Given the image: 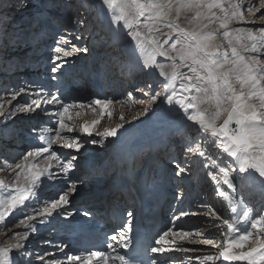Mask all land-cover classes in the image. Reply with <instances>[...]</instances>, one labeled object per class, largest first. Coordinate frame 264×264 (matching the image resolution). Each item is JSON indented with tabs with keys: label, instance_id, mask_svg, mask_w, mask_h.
<instances>
[{
	"label": "bare ground",
	"instance_id": "6f19581e",
	"mask_svg": "<svg viewBox=\"0 0 264 264\" xmlns=\"http://www.w3.org/2000/svg\"><path fill=\"white\" fill-rule=\"evenodd\" d=\"M84 1L86 2L81 4L78 0H58L59 6L57 7V11L62 10L63 21L61 20L62 18L51 14H46L47 16H44V14L40 11L38 13L36 11H31L30 13L33 15H31V18H28L27 20L33 25H31V27L27 25L21 30L19 29L21 32L19 31L20 34L17 36L18 38L13 35V32H10L9 39L7 38L9 33H7L6 37L4 36L7 31V27L4 22L3 25H5L6 29L4 28L0 30V54H5L7 52L13 55L25 56L24 58L21 56L13 59H9L10 57H8L5 61H0V106L1 101L3 102L4 99L7 100L5 103L8 106L7 110H5V115L0 120V162H6L7 160L11 161L8 165H5L9 168V171H6L7 167H5V170L0 173V180H3L6 184H8L9 189H11L12 185L16 182V172L20 171V169L16 168L17 164L29 163L35 164L38 167H44L46 164V161L42 156L36 158L35 160L30 159L27 162H25L23 158L16 164L12 165V162L22 154L23 150H29L38 145H42V141L39 138L42 128H54L56 126L58 117L53 116L52 112L59 107L58 105H42L41 108L44 110L38 109L39 116L32 118V111L25 112L16 110L19 107L29 104L32 99L38 98V92L43 91V93L49 94L50 89H53L54 91H52L51 94L58 93L64 98L66 103L75 105V107L70 109L68 113L70 119L66 120L67 123L74 126V131L63 134L71 138H79L81 143V149L79 152H76L74 149L63 148L59 144H54L52 146V149L57 151L61 157L70 159L71 156L76 155L78 157V163L77 161L73 162V168L67 175H65L62 172H59L58 166L55 162H53L52 170L58 172L60 179L47 181L44 186H51L52 192L50 194L51 196H55L59 192L58 190L62 186V182L65 185L68 183L71 184L72 182L76 183L77 190L75 194H70V203L65 206V210L71 212L73 216L71 215L70 217L65 218L63 215H54L50 218V222L44 224L38 223L40 219L38 217L37 221L30 222L36 228L35 232H32L31 229H26L24 225H21L20 223L11 228L0 225V246L15 244L17 241L14 234L17 232H29L27 239L25 241H21L24 247L12 248L9 253L10 257L14 261V264H33L36 260H38L37 264H44V261L49 259L57 260L61 262V264H68L66 258L67 256L86 255L89 253L88 251L81 250L80 248H87V250L89 248L95 249L96 244H93L92 242L94 238L97 239L98 242H103L102 239L105 237L109 225H111L110 229H113L119 223L113 221V223L110 224L111 218L108 217V213L107 215L105 214V208L113 204H117L121 207H128V217V213H132V210L135 209L136 206L135 203L126 198L123 188L117 181V179L120 178L119 171L122 163H126L130 159L137 167L144 157H147L149 154H153V161L155 164V180L152 181V189L155 191L153 213L157 216V230L149 237L151 247L159 246L156 245L155 242L160 238L158 236H161L164 233L163 231V233L159 234L164 226V223H162L158 218L160 212L164 211L167 205L164 191H156L157 187L163 186L168 189L171 188L172 190L180 189L182 193L189 189L191 183L189 180L180 181V177L178 179L175 177L176 180L172 182L168 180H166V182H161L159 180L161 175L166 174L168 170H170L165 167L166 165L170 167V165H168L169 163H166L165 160L167 156L174 153V151L171 150L175 147V141L180 142V140L187 134L195 136L199 131L205 136V139L203 138V141H205L204 144L202 143L203 141H198V146L202 151H204L205 155L201 156L198 151L194 152L193 164L189 168L186 167L191 171L189 176L194 174L195 170H197L196 173H198V175H196V179H199L200 176L203 175V172H206L207 174L209 171L218 173V169L212 168L211 159H215L217 162L219 161L218 164H220L222 160L233 162L232 157H229L227 153L223 152V149L218 142V138L212 137L210 134L203 133L200 130L199 125L187 120V116L178 105L170 106L167 104L166 97L170 94V92L166 93L164 91L165 84L168 83L167 78L160 75L158 67H153L152 69L143 68V59L141 54L136 48L135 41L127 35L128 29L124 28L123 22L115 24V28H118L115 35L117 39L120 38L117 43H115L117 39H114V41H112L113 45L109 44L103 49L97 45L94 46V49L97 50L96 57L89 64L88 70H90V72L86 73L85 67H87L89 59L86 56H88V52L90 50H93L90 44L94 40V36L88 35L86 26L89 25L92 27L95 34H98L102 28L99 25L102 20L106 19L113 23V12L115 10L109 9L108 6L103 3V0ZM26 2L27 0H25V3ZM25 7L28 11L31 9L28 5H25ZM38 8L39 6H36V10H38ZM4 9H6L4 13H7L8 8L6 5L2 7V10ZM17 12L20 11L16 10V13ZM19 14L22 15L21 12ZM191 15L192 13H182L180 20L177 21V23H179L182 27L191 28L192 25L189 24L185 18L186 16L190 17ZM27 16L28 14L21 16L20 20ZM73 18L74 20L72 21ZM79 20H83L84 23L79 24ZM34 23H40L41 31H38L40 33L39 35H36V33L33 34V29L35 27ZM41 25H43V27ZM211 27L212 26H210V29L208 30H211ZM215 27L217 30H220L218 25ZM162 31L167 32L168 29H162ZM45 34L49 35L53 39L52 43L49 44V49L52 50H49V52L46 51V54L42 59V57H40L41 54L36 53L42 46L39 44V41H42L40 36L43 35V37H45ZM78 35L82 37L79 40L76 39ZM61 36L66 37L68 41L66 44L62 45L65 50L69 49L73 51L74 48L83 49L86 47L88 51H73V54L69 57H63L62 53L57 54L55 52V47L57 46V41ZM101 36L104 37V34L100 33V38ZM158 38L161 41L166 39L165 36L160 34H158ZM101 39L104 41V38ZM165 47H167V45H165ZM224 47H227L226 42H224ZM17 50H19V53H16ZM28 55H31V57L29 60H26ZM57 55H60V60L55 59ZM33 56L35 57L34 61H32ZM114 56L119 57L122 63L120 61L119 64L118 62L117 64H114V67L104 68L103 64L105 59L113 58ZM157 62L158 64H169L172 61L165 57H157ZM176 63H179L178 58ZM57 64L60 65V68L56 73H53L52 68ZM123 65L129 72L123 73ZM98 67L102 70L99 76L98 74L96 75V72L94 73ZM180 71L188 73L187 68L182 67ZM53 76H55L56 79H53ZM53 80H58L60 82L58 87H53L47 83ZM120 80L123 82H120ZM179 85L180 81L177 80L176 88L178 91ZM93 86H96L97 89ZM133 87L138 88L134 90ZM84 88L85 91H82ZM21 89H24V91H21ZM156 90V101L152 102L151 92L153 91L154 94ZM5 93H9L10 95L4 96ZM15 93H19V95H16L15 99H13V95ZM129 93H131V95H129ZM124 95L126 96L125 98L122 97ZM94 99H107L111 101L108 105V111L111 112V116L107 114L101 116L98 106L96 107V110L93 111V108L89 107V105H91V102ZM80 105H84V107H80ZM145 108H148V112L142 116L138 115V113L142 112ZM170 108L173 110L170 111ZM213 108L214 107H210L209 111H214ZM191 111L192 110L189 109V113ZM2 113L3 110L1 108L0 117ZM121 116H123V119H121ZM133 117H136V119H133ZM79 121H88L89 125H91L93 121H99L100 123L93 127L91 136H88L86 133L82 136V134H80L82 125L78 124ZM117 124H122L123 127L118 130V135L116 137L103 138L97 135L98 132H103L105 128H114ZM88 139H95L97 141L93 148L83 146ZM208 146H210L212 153L208 150ZM106 154L109 157L107 160L108 164H110L113 167L112 169L115 170V174L112 179L100 177V172H104L102 170L103 165L100 166V163L105 160ZM142 156L143 158H141ZM205 164L208 165L207 168H205ZM234 171H237L238 174H240L238 168ZM252 174L255 176V180L250 181V185L246 191L248 195H246L247 193L244 195L254 196L257 194L258 202L262 203L264 202V184H261L260 181L264 178L259 177L258 173L253 172ZM22 178L23 177H21V179ZM208 179L212 180L210 178ZM82 182L86 183L80 184ZM87 183H90V185ZM195 184H199L198 181H196ZM222 185L227 188V185L223 183ZM84 187L85 190L83 191ZM63 189L64 188H62V190ZM7 191L8 189H0V194H7ZM199 191H201V189H199ZM231 191L234 192L232 189ZM85 192L87 195L94 194L95 197L96 195H99V198L96 199L98 201H93L94 203L92 205L84 208L91 209L89 215L84 214L83 211L78 216H74L77 201L82 199L80 197L84 196ZM50 198L51 197L47 199L50 201ZM191 198V196H188V198L182 197L179 201V203L181 202L179 209L185 211L188 207H192L197 214L185 217L182 221H178L176 226H182L186 230L191 227L201 228L200 231L203 233V237L212 238L214 239V242L219 243L221 247H223V241L227 238L225 235L227 233V227L225 226V228L223 226L222 232L224 234H221V230L209 228V222L220 224L224 218L231 220L238 215L242 216L244 209H247L243 203L242 197L237 195L236 201L242 203L237 205L236 213H233L230 208L229 214L225 213L226 211L223 210L221 206L219 207L216 202L211 204V201L202 198V196L200 198V195L194 194V197L192 199ZM44 200H46V198H43L42 200L39 199V202L33 200L35 207H37L39 203L45 205V203H43L45 202ZM201 205H210L217 212V214L221 216V221L216 222L213 218L211 219L205 217L202 213L207 209L201 208ZM225 205L227 206V209H229L227 201H225ZM43 208L44 207L42 206L39 209L37 208V210L42 211ZM129 208L131 209L129 210ZM176 208L178 209V207ZM17 212L19 214H15ZM26 213L31 214V209L23 212L14 210V214H10L6 219L9 223H11L13 220L18 219V217H23L24 219ZM175 215L176 211L172 213V217ZM194 216H197V221L192 223L191 221L187 222V218H192ZM92 217H94V222L90 223L92 221L91 220L88 223V219L90 220ZM175 217H173L172 221H174ZM96 220L97 222H95ZM61 223L71 226V231H62L59 229V225ZM105 223H107L106 226ZM248 223L251 224V219L247 223L241 222L240 227L246 228ZM82 227H92L94 229L91 233H84ZM171 227H173V223ZM78 229H80L79 232H77ZM250 231H252L253 236L247 242V247H244L243 249H229V252H238L241 250L248 251L249 245H252V240L255 239L257 234H259L256 229L250 228ZM131 235L132 230L129 233V239L131 238ZM9 238H11V240ZM37 238L44 239L43 241H39V243L34 244L36 247L41 248L38 251H40L39 254H41L43 260L40 258L38 259V253H35L36 258L34 261L32 262L29 257V261H27V255L32 247H28L25 242L28 240L27 243L29 242V244H33ZM197 238L194 239L193 236V242L180 241L178 237L176 238L180 246L190 249H198L196 251H176L174 250L176 247L175 244L164 245L166 248L170 247L173 250L166 251L163 254L152 253L151 249H149L148 255L146 256L148 258L147 264H152L153 259H155L156 264H201V261L195 259L196 257H201L206 254L215 255L220 251V248H215L212 245L211 249H213L210 250V246L195 242L198 240ZM166 239L171 241L172 237L169 236ZM72 240H74L75 243H72ZM131 242L133 241L131 240ZM113 244L115 245L116 242ZM38 248H35L34 250L37 251ZM15 251H17L16 254ZM117 251L120 252V254L125 253V249L123 248L117 247ZM42 252L45 253L42 254ZM113 255H115V253H113ZM220 260H222V258ZM220 260L216 261L215 264H217ZM232 263L246 264V261H232ZM93 264H96L95 258L93 259ZM109 264H111V261ZM209 264H211V262H209Z\"/></svg>",
	"mask_w": 264,
	"mask_h": 264
},
{
	"label": "snow or ice",
	"instance_id": "6c2138e0",
	"mask_svg": "<svg viewBox=\"0 0 264 264\" xmlns=\"http://www.w3.org/2000/svg\"><path fill=\"white\" fill-rule=\"evenodd\" d=\"M103 3L109 9H114L113 23L123 22L124 28L128 29L127 35L135 41L136 48L139 50L143 59V68L152 69L158 67L160 75L166 77L168 83L165 84L164 91L170 92L166 97L168 105H178L187 116V120L199 125L200 130L205 134L218 138L223 152L232 157L233 162L222 160L220 164L215 159H211V166L218 169V173L209 171L208 176L216 182L219 195L228 203L233 213L237 212V205L242 203L236 201L228 192L220 190L221 181L227 185L228 189L235 191L233 180L230 178V172L238 168L240 174L237 179L241 184L255 180L252 174L258 173L259 177L264 178V60L260 59V54H264V27L254 30L253 28H230L233 23H254L246 19L244 13L247 11L249 16L256 17L259 8L249 6L245 8L244 0H103ZM261 8H264V0H260ZM214 10H218L214 11ZM182 13H192L190 17L186 16L191 28L182 27L177 21L180 20ZM144 18L143 21L141 18ZM264 21V15L258 17ZM83 24V20L78 21ZM218 25L219 32L215 27ZM211 30H208L210 29ZM162 29H168L163 32ZM158 34L166 37L163 41L158 38ZM220 37L223 39L221 40ZM77 36L76 39H81ZM244 41H247L245 43ZM68 41L66 37L61 36L57 41L55 52L62 53L63 57H69L73 51H84L88 49L74 48L73 51L65 50L62 45ZM227 43V48L224 47ZM167 45V47H165ZM245 53H248L245 55ZM256 54V55H253ZM157 57H165L172 61L169 64H158ZM60 55L55 57L60 60ZM177 58L179 63H176ZM187 68L188 73L181 72V68ZM60 65L52 68L56 73ZM53 79H56L53 76ZM177 80L180 81L179 91L176 88ZM24 91V89H21ZM147 94V93H145ZM15 93L13 99H15ZM131 95V93H129ZM38 98L16 110L30 112L35 109H41L42 105H58L59 107L52 112V115L58 117L56 126L41 129L40 140L42 145H38L24 156V161L42 157L46 161L44 167H38L35 164L21 163L16 168V182L9 189V185L0 180V189H8L7 194H0V225L7 227L9 221L6 219L14 210L21 212L31 209L34 214H25L24 219L19 223L26 229L36 231L32 221L44 224L50 222L54 215H63L65 218L72 215L65 210V206L70 203V194H75L77 185L72 182L65 190H62L58 198L53 196L49 200L46 198L45 207L42 211L32 209L31 201L39 202L40 193L47 181L60 179L58 172L53 171V162L58 166L59 172L67 175L73 168V162L78 159L76 155L71 158L61 157L57 151L52 149L54 144H59L63 148L74 149L79 152L81 143L79 138H71L63 133H71L74 126L66 122L70 119L68 113L75 105L66 103L64 98L58 93L50 95L37 93ZM152 102L156 97H151ZM111 101L107 99H94L89 107L96 110L99 107L100 115L111 116L108 111V105ZM84 107V105H80ZM214 107L215 111L210 112L209 108ZM189 109L192 111L189 113ZM173 110L172 108L169 109ZM148 112L145 108L138 115L142 116ZM226 115L223 124L216 126L215 121ZM123 119V116H121ZM136 119V117H133ZM98 121H93L91 125L84 124L81 131L88 136L92 135L93 127ZM235 127H232V125ZM123 127L117 124L114 128H105L103 132L97 135L107 138L116 137L118 130ZM54 133V134H52ZM96 144L95 139L89 141ZM186 152H199L201 156L205 153L199 146L196 148L188 147ZM47 154V155H44ZM225 164L226 166H221ZM178 171L175 175L181 176L182 173L190 171L179 164L176 165ZM208 165L205 164V168ZM21 177H23L21 179ZM264 184V179L260 181ZM206 208L203 215L208 218H214L221 221V216L210 205H201ZM250 209H244L242 216H236L231 220L222 219L220 224L209 222V228L221 230L223 226L227 227V238L223 241V247L213 239L203 237V233L197 230H186L182 226L177 227L178 221L189 215H196V211H181L179 217H175L173 227L165 231L156 245L151 247L152 253L163 254L166 251L173 250L166 248V244H175L176 251H196L182 247L177 242H193L192 238L203 237L195 242L205 245H212L220 248L218 254H206L196 257L201 264H215L221 258L226 261H246V264H264V236L257 234L249 245L248 251H233L229 249H243L245 244L253 236L252 231L241 228V222L247 223L251 217ZM15 214H19L18 212ZM133 213H128L131 220ZM251 228L257 229V232H264V216L251 219ZM131 232L130 224H125L118 233L111 235L107 244L108 251H91L86 255L67 256L68 264H93L95 258L96 264H147V257L140 256L132 246L129 239ZM15 244H6L0 246V264H14L9 253L12 248H22L29 236L28 231L14 234ZM171 236L172 240L166 239ZM112 241L116 242L114 245ZM117 247L125 249L124 254L117 251ZM115 253V255H113ZM50 255V254H46ZM43 260V257H40ZM44 264H61V262L49 259ZM152 264H156L153 259Z\"/></svg>",
	"mask_w": 264,
	"mask_h": 264
},
{
	"label": "rangeland",
	"instance_id": "374dc122",
	"mask_svg": "<svg viewBox=\"0 0 264 264\" xmlns=\"http://www.w3.org/2000/svg\"><path fill=\"white\" fill-rule=\"evenodd\" d=\"M45 1H47V2H45ZM13 2V3H12ZM78 2H81V4L84 2H86V1H84V0H78ZM43 3H46V4H43ZM24 4V5H23ZM58 4V5H57ZM7 6V8H8V12L7 13H4V11L6 10V9H4V10H2V7H4V6ZM9 5V6H8ZM25 5H28L29 6V8H31L29 11L28 10H26V7H25ZM36 6H39V8H38V10H36ZM59 6V2H58V0H27V2L25 3V0H13V1H11V0H0V30H2V29H6V27H7V31H6V34L4 35L5 37H6V35H7V33H9V35H7V38L9 39V37H10V32L12 33L13 32V35L14 36H19V31L22 29V28H24V27H26L27 25L28 26H30L31 27V25H33V24H31V22L30 21H28L27 19L28 18H31V15H33V14H31L30 12L31 11H36L37 13L40 11V12H42V14H44V16L46 15V14H51V15H54V16H57V17H59V18H62L61 20L63 21V16H62V10H59V11H57V7ZM245 8H247V7H249V6H252L254 9L255 8H259L260 9V11L259 12H257L256 13V17H252V16H249L248 15V13H247V11H245V13H244V15H245V17H246V19L247 20H249V21H253L254 20V23H243V22H240V23H233V24H231L230 25V28H253L254 30H256V29H259L260 27H264V21H260L259 19H258V17L259 16H261V15H264V8H261V5H260V0H244V5H243ZM62 9V8H61ZM10 10V11H9ZM16 10H19L21 13H22V15H20L19 13L20 12H17L16 13ZM214 11H217V10H214ZM3 12V13H2ZM36 13V14H37ZM217 13H218V11H217ZM25 14H28V16L27 17H25V18H23L22 20H20V18H21V16H23V15H25ZM6 15H8V16H6ZM35 15V14H34ZM47 16V15H46ZM6 18V19H5ZM45 19V18H44ZM143 17L141 18V20L143 21ZM74 20V18L72 19V21ZM25 21H26V23H25ZM3 22L5 23V25H6V27H5V25H3ZM34 29H33V34L34 33H36V35H39L40 33L38 32V31H41L40 30V23H34ZM42 27H43V25H41ZM20 29V30H19ZM86 29L88 30V35L89 36H92L95 32H94V30H92V27H90L89 25L88 26H86ZM92 30V31H91ZM219 32H221V31H223V29L221 30H218ZM21 32V31H20ZM93 33V34H92ZM5 37H4V39H5ZM104 37H105V35H104ZM104 37H102L101 36V38H104ZM18 38V37H17ZM16 38V39H17ZM40 38L42 39V41H39V44L40 45H42L38 50H37V53L36 54H41V56L40 57H42V59H43V57H44V55L46 54V51H48L49 52V50L51 51L52 49H49V44L50 43H52V37H50L49 35H47V34H45V37H43V35L42 36H40ZM122 38V37H121ZM93 39V38H92ZM220 39L222 40L223 38L222 37H220ZM120 40V38L119 39H117L116 40V42L115 43H117L118 41ZM245 43H247V41H244ZM44 43V44H43ZM83 47V46H82ZM227 48V47H226ZM45 49V50H44ZM111 50H112V48H111ZM67 51H71V50H69V49H67ZM16 53H19V50H17L16 51ZM248 53H245V55H247ZM13 54H9V53H5V54H0V61L1 62H3V61H5V59H7L8 57H10L9 59H13V58H19V57H25V56H23V55H13ZM253 55H256V54H253ZM35 56V55H34ZM33 56V58H32V61H34V59H35V57ZM117 56V55H116ZM116 56H114L113 58H108V59H105V61H104V64H103V67L105 68H108V67H114L115 65L114 64H117V62H118V64L120 63V61H121V59L119 58V57H116ZM3 57V58H2ZM6 57V58H5ZM30 57H31V55H28V58H26V60H29L30 59ZM259 58L260 59H262V60H264V54H260V56H259ZM125 60V59H124ZM121 63H122V61H121ZM107 65V66H106ZM114 65V66H113ZM98 66H101V65H98ZM120 67H121V65H120ZM122 67H124V65L122 66ZM102 70H101V68H97L96 69V71H94V73L96 72V75L98 74V76H99V74H100V72H101ZM47 83H49L50 85H52L53 87L54 86H56V87H58V85H59V81L58 80H53V81H50V82H47ZM112 83H113V81H112ZM111 83V84H112ZM92 85H94V84H92ZM109 86V85H108ZM93 87H95L96 89H97V87L96 86H93ZM134 88V90L136 89V88H138V87H133ZM132 88V89H133ZM132 89H130V90H132ZM52 91H54L53 89H50V93L48 94L49 95V97H50V95H51V93H52ZM82 91H85V88H84V90H82ZM152 93V96L151 97H153V96H155L156 97V93H157V90L154 92V94H153V91L151 92ZM10 94L9 93H5L4 94V96H9ZM122 97H126L125 95L124 96H122ZM7 100H3V102L1 101V106H0V110H1V108H2V110H3V113H2V115H1V117H0V120L3 118V116L5 115V110H7V105H6V102ZM36 110V109H35ZM213 110L215 111V109L213 108ZM225 116V115H224ZM222 118H223V116L221 117V118H219V119H217L216 121H215V123H216V126L218 125V123H220L221 122V120H222ZM48 120V119H47ZM49 121V120H48ZM78 121V120H77ZM88 124V121H85V122H80L79 121V123L78 124H81V125H84V124ZM100 122L98 121V123L97 124H99ZM199 131V130H198ZM80 134H82V136H84L85 135V133L84 132H82V131H80ZM203 138L205 139V136L204 135H202L201 134V132L199 131V132H197V134L195 135V136H190V135H185L181 140H180V142H177V141H175V143H174V146L175 147H173V149L171 150V151H174V153H172V154H170L169 156H167V158H166V163H169L168 165H170V167L169 166H165L167 169H170V170H168V172L166 173V174H164L163 175V179H161L163 182H166V180H168V181H174V180H176V178L178 179L179 177L181 178L180 179V181H183V180H189L191 183H190V186H189V189L187 190V191H184V192H182L181 193V190L180 189H174V190H172L171 188L170 189H168L167 190V192H166V197H167V203H168V207L166 208V210L164 211V213H162L161 214V216H160V219L162 220V222L164 223V226H163V228H162V230H161V232L159 233V234H161V233H163V231L165 232L166 230H168L170 227H171V225H172V223H173V217H175V216H177V217H179V215L178 214H180V212L181 211H183V210H181V209H179V205H180V203H179V201L181 200V198L183 197H187L188 198V196H191L192 198L194 197V194H197V195H200V198H201V196H202V198H204V199H206V200H208V201H211V204L212 203H214V202H216V204L220 207H222L223 208V210H225L226 212L225 213H230V208L229 209H227V206L225 205V200L223 199V197H221L220 195H219V193H218V190H217V188H218V186H217V184H216V182L215 181H213V180H209L208 178H210L211 179V177H209L208 176V174L206 173V172H203L202 174V176H200V178L198 179H196V175H198V173H196L197 172V170H195V173L194 174H192V175H190L189 176V174L191 173V171H186V172H184V173H182V175L181 176H179V177H177L176 175H175V173H176V171H178V169H177V167H176V165L177 164H179V165H181V166H183V167H190L192 164H193V153L194 152H186L185 151V149L186 148H188V147H192V148H196L198 145H199V142L198 141H203ZM89 141L90 140H93V139H88ZM86 141L84 144H83V146L84 147H86V146H89V148H93V146H94V144H91L89 141ZM203 144L205 143V141H203L202 142ZM208 148L211 150V148H210V146H208ZM33 149V148H32ZM32 149H29V150H23V152H22V154L20 155V156H18L13 162H12V165H14V164H16L18 161H20L21 159H23L24 158V156L29 152V151H31ZM28 151V152H27ZM86 151V150H85ZM84 153H86V152H84ZM175 155H176V157H175ZM214 158V157H213ZM109 159V157H108V155L106 154L105 155V160L104 161H101V163H100V166L101 165H105L104 167L102 166V170L104 171V172H100V177L101 178H103V177H106V178H108V179H112L113 177H114V174H115V170H113L112 168V166L110 165V164H108V160ZM77 161V163H78V160H76ZM11 161H9V160H7L6 162L4 161V162H0V173H2L4 170H5V167H7V166H5L6 164L8 165L9 163H10ZM75 162V161H74ZM104 162V163H103ZM76 163V164H77ZM217 163H219V161L217 162ZM173 165V166H172ZM222 166H226L225 164H222ZM9 168L7 167V170L6 171H9L8 170ZM101 171V170H100ZM113 171V172H112ZM171 171V172H170ZM170 172V173H169ZM11 175V174H10ZM241 175H244V174H238V172L237 171H231L230 172V178L233 180V183H234V186H235V191L234 192H232L231 191V189H228V188H225L224 187V185H222V181H221V183H220V185H219V188H220V190H223V191H226V192H228V194L229 195H232L233 196V198L235 199V200H237V195L238 196H240V197H242V199H243V203H244V205H245V207L247 208V209H250V210H252L251 211V217H250V219H253V218H258L259 216H264V202H262V203H259L258 202V198H257V194H255L254 196H246V195H248V193L246 192L247 190H248V187H249V185H250V181H248V182H246V183H244V184H241V182H240V180L239 179H237V177L238 176H241ZM91 176V175H90ZM204 176V177H203ZM176 177V178H175ZM100 178V179H101ZM168 178V179H167ZM205 178V179H204ZM90 179V178H89ZM89 179H88V181H89ZM208 180V181H207ZM196 181H198V183L199 184H195V182ZM86 182H82V183H80V184H85ZM60 184V183H59ZM58 184V185H59ZM69 185H70V183H68ZM68 184L67 185H65L63 182H62V186L60 187V189L58 190L59 192L55 195V198H58V195H59V193L62 191V188H64L63 190H65L67 187H68ZM87 184H89L90 185V183H87ZM65 185V186H64ZM168 185H169V183H168ZM106 187H108V186H106ZM202 187V188H201ZM183 189V188H182ZM199 189H201V191H199ZM246 189V190H245ZM85 190V187L83 188V191ZM180 190V191H179ZM244 190V191H243ZM243 191V192H242ZM52 192V188H51V186L49 187V185H47L46 187H44V189L41 191V193H40V197H39V199L40 200H42L43 198H49V197H53V196H51V193ZM197 192V193H196ZM207 192V193H206ZM179 193H181V194H179ZM245 193H247L246 195H244ZM219 195V196H218ZM243 195V196H242ZM80 198H82V199H79L78 201H77V204H76V210L74 211V216H78L80 213H82L83 211H84V214H86V215H89V213L91 212V209H89V208H87V209H84L85 207H87V206H89V205H92L95 201H98V200H96V197L94 196V194H89V195H87V193L85 192L84 193V196H82V197H80ZM191 198V199H192ZM45 201V200H44ZM94 201V202H93ZM50 202V201H49ZM43 203H45V202H43ZM179 203V204H178ZM173 204V205H172ZM177 204H178V206H177ZM33 205V206H32ZM86 205V206H85ZM45 207V205H43L42 203H39L38 204V206L37 207H35V203H34V201L32 200V204H31V208L32 209H36L37 210V208L39 209V208H41V207ZM176 207H178V209L176 208ZM174 208H176V209H174ZM178 210H181V211H178ZM202 210H204V209H202ZM176 211V215L175 216H173L172 217V213H174ZM185 211H195V210H193L192 209V207H188ZM104 212H105V214H106V210H104ZM31 214H34V213H31ZM73 216V215H72ZM172 218H171V217ZM185 217H183L182 219H180L179 221H182L183 219H184ZM20 219H23V217L22 218H19L18 217V219H15V220H13V222H11V223H9L8 224V227L7 228H11V227H13L14 225H16V224H19V220ZM93 219H94V217H92V219H88V223L90 222V223H93L94 221H93ZM212 219V218H211ZM214 219V218H213ZM198 220V218H197V216H194V217H192V218H187V222H190L191 221V223L192 222H194V221H197ZM95 222H97V220L95 221ZM172 222V223H171ZM216 222H218V221H216ZM100 223V222H99ZM167 223V224H166ZM119 224V223H118ZM125 225V223L124 224H122L121 226L120 225H117V226H115L113 229H110V227H111V225H109V228H108V230L106 231V241L105 242H103V244H102V247H100L99 249H93V248H89L88 250L87 249H82V248H80L81 250H86V251H88L89 253L91 252V251H97V250H104V251H108V249H107V244L110 242L109 241V236H111V235H113L114 233H118V231L121 229V228H123V226ZM89 226V225H88ZM106 226V225H105ZM170 226V227H169ZM113 227V226H112ZM225 227V226H224ZM226 228V227H225ZM250 228H251V224H249L248 223V226H246V228H244V229H247V230H250ZM88 229H90V230H92V229H94V228H92V227H90V228H88ZM197 229H199V230H201V228H195V227H191V228H189L188 230H197ZM257 230V229H256ZM259 234L261 235V236H264V232H259ZM155 236H156V234H155ZM158 237H160V236H158ZM197 237H195L194 236V239H196ZM200 238H203V237H198L197 239H200ZM10 240H11V238H9ZM157 239V238H156ZM212 239V238H211ZM44 239H41V238H37L34 242H33V244H29V242L27 243V241L25 242L27 245H28V247H32V248H30V250H29V253H28V255H27V261H29V259H28V257L30 258V260H32V262L34 261V259L36 258V255H35V253L37 254L38 253V255H37V258L39 259L40 257H41V254H39V252L40 251H38L39 249H41V248H38V247H36L34 244H37V243H39V241H43ZM214 240V239H213ZM112 243H114V241H112ZM208 246H210V250H212L211 249V245H208ZM244 247H247V243L245 244V246ZM35 248H38L37 249V251L36 250H34ZM151 248V247H150ZM29 249V248H28ZM26 251H28V250H26ZM16 252L17 251H15V254H16ZM60 252H62V251H60ZM43 253H45V252H42V254ZM120 253V252H119ZM67 258V257H66ZM38 263V260H36L33 264H37ZM28 264H32V263H28Z\"/></svg>",
	"mask_w": 264,
	"mask_h": 264
},
{
	"label": "water",
	"instance_id": "95a60500",
	"mask_svg": "<svg viewBox=\"0 0 264 264\" xmlns=\"http://www.w3.org/2000/svg\"><path fill=\"white\" fill-rule=\"evenodd\" d=\"M226 118H227V117H226V115H225V116L223 117L222 121L218 124L217 127H219L220 125H222V124H223V120L226 119ZM232 127H235V125L233 124Z\"/></svg>",
	"mask_w": 264,
	"mask_h": 264
}]
</instances>
